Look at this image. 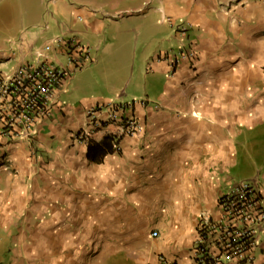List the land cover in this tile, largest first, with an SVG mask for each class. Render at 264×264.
<instances>
[{"label":"crops","instance_id":"0c3cea01","mask_svg":"<svg viewBox=\"0 0 264 264\" xmlns=\"http://www.w3.org/2000/svg\"><path fill=\"white\" fill-rule=\"evenodd\" d=\"M56 36L50 62L71 39L89 62L5 148L0 264H188L243 166L264 202V0H0L1 69ZM188 45L194 58H176ZM108 104L117 118L91 125ZM250 264H264L263 228Z\"/></svg>","mask_w":264,"mask_h":264},{"label":"built area","instance_id":"2783aa9c","mask_svg":"<svg viewBox=\"0 0 264 264\" xmlns=\"http://www.w3.org/2000/svg\"><path fill=\"white\" fill-rule=\"evenodd\" d=\"M63 39L56 36L37 47L31 62L12 70L0 68V165L9 160L6 146L14 139H28L35 132L38 123L50 115L60 92L66 90L70 74L89 62L88 47L72 39L68 41L71 46L64 50L65 62H50L46 53ZM175 56L193 59L195 52L188 45ZM103 109L104 118L100 117ZM86 114L94 127L117 118L112 104L90 109ZM122 128L124 134L134 135L140 125L129 116L122 119ZM78 136V139L90 137L84 131ZM218 210L216 217L198 223L188 264H250L254 260L257 235L264 229V202L257 181L241 179L230 184L219 196ZM151 235L155 236L156 232Z\"/></svg>","mask_w":264,"mask_h":264},{"label":"rangeland","instance_id":"374dc122","mask_svg":"<svg viewBox=\"0 0 264 264\" xmlns=\"http://www.w3.org/2000/svg\"><path fill=\"white\" fill-rule=\"evenodd\" d=\"M91 52H92V51H91ZM128 60H129V62H128L127 68H130V64H131V60H132V59L129 58ZM242 166H243V165H242ZM243 167H244V168H241V169H243L242 173L238 172V173H240V175L242 174V175H241L242 177H241V176L238 177V178H240V179H244V178H246V177H245V174H250V172H251L250 166H247V165H246V166H243ZM235 176H236V175H235ZM235 176H234V177H235ZM236 180H238V179H236ZM0 259H2L1 256H0Z\"/></svg>","mask_w":264,"mask_h":264}]
</instances>
